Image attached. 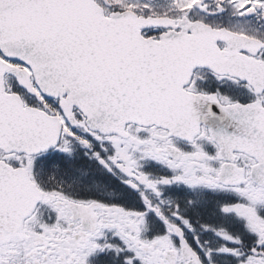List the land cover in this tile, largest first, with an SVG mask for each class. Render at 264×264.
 I'll list each match as a JSON object with an SVG mask.
<instances>
[{
	"label": "snow or ice",
	"instance_id": "1",
	"mask_svg": "<svg viewBox=\"0 0 264 264\" xmlns=\"http://www.w3.org/2000/svg\"><path fill=\"white\" fill-rule=\"evenodd\" d=\"M0 264H264V0H0Z\"/></svg>",
	"mask_w": 264,
	"mask_h": 264
}]
</instances>
